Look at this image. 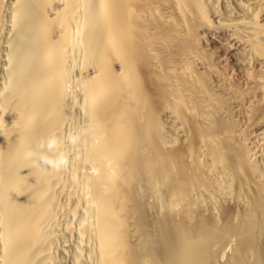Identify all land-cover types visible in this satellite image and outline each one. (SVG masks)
Returning a JSON list of instances; mask_svg holds the SVG:
<instances>
[{
	"label": "bare ground",
	"instance_id": "obj_1",
	"mask_svg": "<svg viewBox=\"0 0 264 264\" xmlns=\"http://www.w3.org/2000/svg\"><path fill=\"white\" fill-rule=\"evenodd\" d=\"M230 1L0 0V264H264V177L226 117L264 129V0ZM221 37L249 98L203 54ZM49 134L59 172L23 159Z\"/></svg>",
	"mask_w": 264,
	"mask_h": 264
},
{
	"label": "rangeland",
	"instance_id": "obj_2",
	"mask_svg": "<svg viewBox=\"0 0 264 264\" xmlns=\"http://www.w3.org/2000/svg\"><path fill=\"white\" fill-rule=\"evenodd\" d=\"M224 1V0H223ZM222 0H221V2L219 3V4H217L219 7L218 8H220V6H221V8L220 9H218L219 11H220V13H223V11H225V7L224 6H228L227 8H230L231 6L233 7L234 5L231 3V1H230V3L226 0V2L224 1L223 2ZM224 4H223V3ZM228 2V4H226ZM222 4V5H221ZM231 5V6H230ZM231 7V9H235L236 11H237V9L236 8H232ZM223 11H222V10ZM234 10V11H235ZM262 24V23H261ZM225 41H227L228 42V40L226 39L225 40V38H223L222 39V37L220 38V40L218 41V43H217V45H215V46H209L208 48L207 47H203L204 48V52H203V54L205 55V57H207V59L209 58V60L210 59H216V61L218 62V70L220 69V71H222L221 73L223 74V73H225V71H226V75H223L222 77H223V79H226L227 77H228V79L229 80H231V82L228 80V79H226V81L225 80H223V83H224V86H226V88H228L227 86H230V84H231V88L230 89H232V88H234V90H235V88H237V90H239V92H240V96H244V97H246L247 96V98H249V96L251 95V93L253 92L251 89H252V87H251V85H248L249 87L247 88L246 87V85H247V82H246V80H244L245 78L243 77V76H241L238 72H236L235 70V72L233 73L232 71H233V67H232V65L230 64V62H229V57H228V55H227V53H225V52H228V54H233V55H235V57L237 58L238 57V52L239 51H235L234 49H232V47L233 48H235L234 46H232L231 47V43L230 42H225ZM220 46V47H219ZM226 47V48H225ZM206 50V51H205ZM217 52V53H216ZM226 55H225V54ZM215 55V56H214ZM223 55V56H222ZM225 55V56H224ZM241 55V56H240ZM220 56V57H219ZM226 56H227V59H225L226 58ZM239 56L241 57V60H243V56H242V54L239 52ZM240 57H238L237 59L238 60H240ZM223 59V60H222ZM212 61V60H211ZM226 62H228V63H226ZM227 68H230V70L229 69H227ZM232 70V71H231ZM233 73V74H232ZM237 73V74H236ZM240 76H239V75ZM225 76H226V78H225ZM228 82H230L229 83V85H228ZM235 87H234V86ZM223 86V89L222 88H220V90H219V88L218 87H214L215 89L216 88H218V90L217 91H221V94L222 93H225L226 91L224 90L225 89V87ZM233 86V87H232ZM228 88V89H229ZM240 88V89H239ZM243 89H245V92H244V90ZM237 90H235V91H237ZM241 90V91H240ZM247 90V91H246ZM223 91V92H222ZM225 91V92H224ZM242 94V95H241ZM247 94V95H246ZM223 95V94H222ZM249 95V96H248ZM229 97V96H228ZM237 97H239V96H236L235 95V98H237ZM233 98V97H232ZM231 98V99H232ZM230 99V100H231ZM234 99V98H233ZM235 101H233V100H231V102L233 103V107H231L233 110L235 109L234 108V106L236 105V104H234L235 102L237 103V99H234ZM247 102V101H246ZM245 102V103H246ZM231 103V104H232ZM238 103H240V104H237L236 105V109H235V111H232V110H230L229 109V111L231 112H233V114H232V112H231V115H230V113H229V115L228 116H226V117H229L230 119H232L233 120V122L235 123V125H236V127H237V131L239 132L238 134L240 135V134H242V135H240V139H239V143H243L244 145H246L247 146V149H248V151L249 152H251V153H249L250 154V156L254 153V155H252L253 157H254V160H255V158L257 159L256 160V162H258V164H257V166H259L258 168H259V171H261L260 173L261 174H263L262 176L264 177V129H262L263 127H261V125H259L260 127H258L257 125L258 124H256L255 125V123H257V122H255L256 121V119H253V116H254V114L252 115L251 113H253V112H251L252 110H254V108H252V104L251 103H249L248 102V106H247V103L245 104L246 106H244L243 105V103L242 102H240V100L238 101ZM249 104H251V105H249ZM241 107H239V106ZM243 105V106H242ZM238 107L240 108L238 111H237V109H238ZM243 107H245V109L243 108ZM251 108V109H250ZM249 109V110H248ZM243 111V113H242V111ZM248 111V112H247ZM249 111H250V113H249ZM248 113V115L246 116V114L245 113ZM252 115V116H251ZM248 116H250V117H248ZM252 117V118H251ZM239 119V120H238ZM243 119V120H242ZM246 119V120H245ZM254 120V124H252L253 123V120ZM248 121V122H247ZM264 123V122H263ZM252 124V125H251ZM248 125V126H247ZM250 125H251V127H250ZM239 126V127H238ZM248 127V128H247ZM253 127V128H252ZM258 127V128H257ZM251 128V129H250ZM246 129V130H245ZM244 133H245V135H244ZM252 134V135H251ZM250 137H249V136ZM262 138V139H261ZM244 139V140H243ZM253 139V140H252ZM242 140V141H241ZM244 141V142H243ZM248 146H252L251 148L250 147H248ZM257 148V149H256ZM261 152V153H260ZM262 158V159H261ZM262 161H263V164H262ZM262 167V168H261ZM261 169V170H260Z\"/></svg>",
	"mask_w": 264,
	"mask_h": 264
},
{
	"label": "clouds",
	"instance_id": "obj_3",
	"mask_svg": "<svg viewBox=\"0 0 264 264\" xmlns=\"http://www.w3.org/2000/svg\"><path fill=\"white\" fill-rule=\"evenodd\" d=\"M80 140L78 134L69 135L67 142L73 146ZM23 159L30 161L32 167L42 171L66 169L69 165L68 155L61 150V142L55 134L36 138L34 145L23 152Z\"/></svg>",
	"mask_w": 264,
	"mask_h": 264
}]
</instances>
